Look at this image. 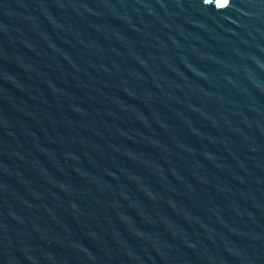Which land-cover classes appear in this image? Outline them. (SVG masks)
<instances>
[{
	"label": "water",
	"instance_id": "obj_1",
	"mask_svg": "<svg viewBox=\"0 0 264 264\" xmlns=\"http://www.w3.org/2000/svg\"><path fill=\"white\" fill-rule=\"evenodd\" d=\"M0 264H264V0H0Z\"/></svg>",
	"mask_w": 264,
	"mask_h": 264
}]
</instances>
